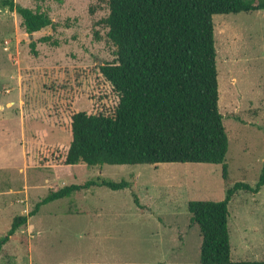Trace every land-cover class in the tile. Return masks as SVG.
<instances>
[{
    "label": "rangeland",
    "instance_id": "1",
    "mask_svg": "<svg viewBox=\"0 0 264 264\" xmlns=\"http://www.w3.org/2000/svg\"><path fill=\"white\" fill-rule=\"evenodd\" d=\"M14 1L49 13L58 26L28 34L22 17L0 5V238L51 191L99 179L133 187L92 186L42 206L0 264H201L190 202L223 200L237 182L256 186L264 170V10L214 17L230 141L225 179L216 164L66 165L73 115H114L119 104L101 73L117 61L102 24L108 0ZM46 36L59 44L40 42ZM229 209L232 260L264 261V186L239 192Z\"/></svg>",
    "mask_w": 264,
    "mask_h": 264
},
{
    "label": "trees",
    "instance_id": "2",
    "mask_svg": "<svg viewBox=\"0 0 264 264\" xmlns=\"http://www.w3.org/2000/svg\"><path fill=\"white\" fill-rule=\"evenodd\" d=\"M0 5L22 17L28 34L58 26L40 8L14 0ZM108 5L110 14L102 24L109 30L117 61L102 65L101 73L119 93V104L114 115H73V141L65 164H216L223 165L227 179L230 141L220 110L214 17L264 10V0H108ZM40 42L59 44L52 36ZM36 45L31 47L37 56ZM92 186L119 191L133 183L99 179L51 191L28 215L15 218L10 232L0 238V256L42 206ZM263 186L264 170L256 186L237 182L223 200L190 202L192 223L203 237L201 264H264L234 262L229 229L231 201L241 191L258 194ZM135 202L145 210L137 194Z\"/></svg>",
    "mask_w": 264,
    "mask_h": 264
}]
</instances>
